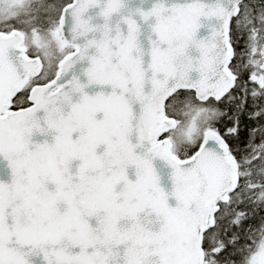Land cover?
<instances>
[{"label": "snow or ice", "instance_id": "1", "mask_svg": "<svg viewBox=\"0 0 264 264\" xmlns=\"http://www.w3.org/2000/svg\"><path fill=\"white\" fill-rule=\"evenodd\" d=\"M0 264H264V0H0Z\"/></svg>", "mask_w": 264, "mask_h": 264}]
</instances>
